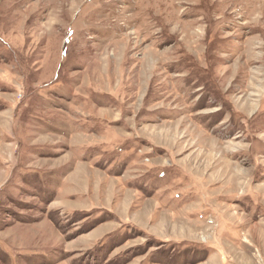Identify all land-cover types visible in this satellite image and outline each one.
I'll return each instance as SVG.
<instances>
[{"label":"rangeland","instance_id":"obj_1","mask_svg":"<svg viewBox=\"0 0 264 264\" xmlns=\"http://www.w3.org/2000/svg\"><path fill=\"white\" fill-rule=\"evenodd\" d=\"M0 264H264V0H0Z\"/></svg>","mask_w":264,"mask_h":264}]
</instances>
